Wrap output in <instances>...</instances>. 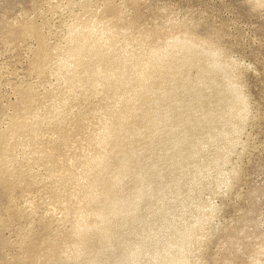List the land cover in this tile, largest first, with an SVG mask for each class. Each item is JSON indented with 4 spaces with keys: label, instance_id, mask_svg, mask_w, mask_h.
I'll return each instance as SVG.
<instances>
[{
    "label": "bare ground",
    "instance_id": "obj_1",
    "mask_svg": "<svg viewBox=\"0 0 264 264\" xmlns=\"http://www.w3.org/2000/svg\"><path fill=\"white\" fill-rule=\"evenodd\" d=\"M102 25L77 26L60 61L65 97L96 88L107 107L65 175L48 164L52 201L70 228L40 259L192 264L190 250L213 212L200 192L227 182L222 167L247 117L246 102L217 51L187 35L157 40ZM53 108L52 117L62 118Z\"/></svg>",
    "mask_w": 264,
    "mask_h": 264
},
{
    "label": "rangeland",
    "instance_id": "obj_2",
    "mask_svg": "<svg viewBox=\"0 0 264 264\" xmlns=\"http://www.w3.org/2000/svg\"><path fill=\"white\" fill-rule=\"evenodd\" d=\"M85 23L157 40L187 35L230 65L247 117L222 167L227 182L200 192L213 212L189 257L264 264V0H0V264H44L40 254L70 228L52 201L49 165L65 175L107 107L96 88L65 97L60 61Z\"/></svg>",
    "mask_w": 264,
    "mask_h": 264
}]
</instances>
